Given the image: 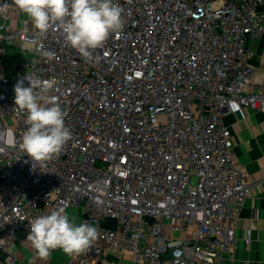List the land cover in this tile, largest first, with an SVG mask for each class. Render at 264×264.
Returning a JSON list of instances; mask_svg holds the SVG:
<instances>
[{
	"label": "built area",
	"instance_id": "1",
	"mask_svg": "<svg viewBox=\"0 0 264 264\" xmlns=\"http://www.w3.org/2000/svg\"><path fill=\"white\" fill-rule=\"evenodd\" d=\"M12 2L0 0V264H22L28 221L60 206L99 229L66 264H107L110 251L131 264L234 260L250 182L224 117L264 113V0H115L124 27L93 62L57 29L32 48ZM27 76L53 84L72 133L44 168L18 148L27 125L14 86Z\"/></svg>",
	"mask_w": 264,
	"mask_h": 264
},
{
	"label": "clouds",
	"instance_id": "2",
	"mask_svg": "<svg viewBox=\"0 0 264 264\" xmlns=\"http://www.w3.org/2000/svg\"><path fill=\"white\" fill-rule=\"evenodd\" d=\"M11 7L26 14L33 27V38L28 44L42 49V38L51 29L59 30L63 42L88 62L98 57L94 52L102 49L112 34L124 27L123 9L115 0H13ZM10 5H0V14L8 12ZM49 58L50 53H44ZM14 86L15 105L26 114L27 130L18 142L19 151L27 155L33 166L44 168L58 157L72 133L65 124L67 112L55 96H50L53 84H42L30 76ZM39 89V91H37ZM30 242L36 256L47 260L52 250L62 249L67 254H82L90 250L98 237V226L70 219L64 206L28 221Z\"/></svg>",
	"mask_w": 264,
	"mask_h": 264
},
{
	"label": "crops",
	"instance_id": "3",
	"mask_svg": "<svg viewBox=\"0 0 264 264\" xmlns=\"http://www.w3.org/2000/svg\"><path fill=\"white\" fill-rule=\"evenodd\" d=\"M8 51L7 62L12 57V48ZM252 63L257 64V58ZM224 123L229 129L235 161L246 171L250 187L237 215L235 258L214 264H264V113L237 108L224 117ZM74 210L70 209L68 214L79 224V210L75 213ZM248 231H251L249 243L245 240ZM183 237L186 238L187 234ZM20 251L22 264H66L69 255L60 249L49 260H41L25 240L21 242ZM104 259L107 264H131L132 261L131 255L113 251L108 252Z\"/></svg>",
	"mask_w": 264,
	"mask_h": 264
},
{
	"label": "rangeland",
	"instance_id": "4",
	"mask_svg": "<svg viewBox=\"0 0 264 264\" xmlns=\"http://www.w3.org/2000/svg\"><path fill=\"white\" fill-rule=\"evenodd\" d=\"M258 44H259V40H256V45H257V46H255L256 49H257V47H258ZM255 47H254V48H255ZM13 50H14L15 52H18V46H17L16 44H14V48H13ZM25 57L27 58L28 55H25ZM76 210H77V209L75 208L74 213H75ZM70 216H71V214H70Z\"/></svg>",
	"mask_w": 264,
	"mask_h": 264
}]
</instances>
